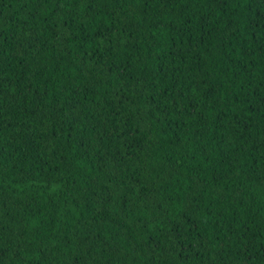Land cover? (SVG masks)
<instances>
[{"label": "trees", "instance_id": "1", "mask_svg": "<svg viewBox=\"0 0 264 264\" xmlns=\"http://www.w3.org/2000/svg\"><path fill=\"white\" fill-rule=\"evenodd\" d=\"M0 264H264V0H0Z\"/></svg>", "mask_w": 264, "mask_h": 264}]
</instances>
